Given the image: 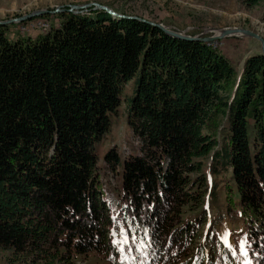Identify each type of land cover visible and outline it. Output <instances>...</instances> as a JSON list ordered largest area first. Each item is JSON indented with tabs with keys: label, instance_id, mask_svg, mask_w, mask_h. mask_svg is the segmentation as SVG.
Returning a JSON list of instances; mask_svg holds the SVG:
<instances>
[{
	"label": "trees",
	"instance_id": "obj_1",
	"mask_svg": "<svg viewBox=\"0 0 264 264\" xmlns=\"http://www.w3.org/2000/svg\"><path fill=\"white\" fill-rule=\"evenodd\" d=\"M60 17L35 39L11 41L0 25V249L33 264H75L91 252L119 264L95 145L135 78L127 109L139 153L104 157L121 177L118 219L196 264L191 249L208 217L183 215L204 204V177L190 175L213 153L210 171L230 172L228 206L238 204L253 261L264 264V56L248 58L236 79L203 42L99 10Z\"/></svg>",
	"mask_w": 264,
	"mask_h": 264
},
{
	"label": "rangeland",
	"instance_id": "obj_2",
	"mask_svg": "<svg viewBox=\"0 0 264 264\" xmlns=\"http://www.w3.org/2000/svg\"><path fill=\"white\" fill-rule=\"evenodd\" d=\"M248 2L249 0H0V22L26 17L41 10L54 11L69 5L97 3L122 16H135L160 23L168 29L189 36L205 38L223 29H238L248 30L264 40V0L254 6ZM61 21L60 13H55L15 22L7 25L6 37L11 41L20 38L35 39L53 28H58ZM210 45L234 67L236 79H239L243 72L247 59L261 54L260 42L246 36L226 37ZM134 86L135 78L123 86L121 104L117 112L110 117V129L95 145L98 158L97 174L105 200L110 206L111 216L117 218L112 230L118 253L117 260L119 264H185L186 260L181 258L183 253L177 250L178 246L174 245L173 250L170 247L169 250L162 251L150 242L147 229H139L137 226L134 228L131 220L124 222L118 219L123 206L120 200L121 177L119 172H115L114 168L105 163L104 157L111 149H115L122 160L139 153V142L128 124L127 101L134 94ZM222 124L223 128H228L226 120H223ZM223 130L219 132L218 137L220 147L227 136V131ZM212 155L213 153H210L202 159L199 172L190 175L191 179L204 177L202 190L208 192L200 209H186L183 215L184 219H193L194 215L204 209L208 217V223L199 230L200 239L193 243L195 245L191 249V258L199 264L204 252V258L208 257V261L203 259V264H255L253 258L259 256L247 237L245 219L238 204L231 208L226 200V196L227 199L231 196V190L227 191L228 184L233 188L230 172L224 170L214 177L210 171ZM213 191L214 195H210ZM235 199L237 202L238 199ZM207 234H210V238H206ZM241 241H244L243 248ZM249 250H252L251 253ZM115 260L113 255L109 258L93 252L74 258L75 264H117ZM0 264L33 263L14 257L10 251L0 249Z\"/></svg>",
	"mask_w": 264,
	"mask_h": 264
},
{
	"label": "water",
	"instance_id": "obj_3",
	"mask_svg": "<svg viewBox=\"0 0 264 264\" xmlns=\"http://www.w3.org/2000/svg\"><path fill=\"white\" fill-rule=\"evenodd\" d=\"M91 9L104 11V12L110 14L111 16H113L115 18L133 19V20H138V21L144 22V23H148L152 26L159 28L166 35L173 37V38H177V39H181V40H187V41H200V42H203V43L209 44V45L212 44V42L214 43V42L221 40L223 38H226V37L246 36L249 38H254L258 42H260L261 54L264 56V40L260 36H258L257 34H254L248 30L223 29V30L219 31L218 35L214 33L213 36H209V37H205V38L201 37V36H189V35H186L184 33H179V32L173 31L171 29H168L167 27H165L164 25H162L160 23L150 22V21H147V20L135 17V16H122L120 14L115 13L113 10H111L107 6L100 5L97 3H90V4H85V5H69L67 7H59L57 9H55L54 11L41 10V11L34 12V13H32L26 17H21L18 19H13V20L3 21V22L1 21L0 25L7 26V25L15 23V22H23L26 20L34 19V18L45 16L48 14H55V13L67 12V13H73V14H84V13H88Z\"/></svg>",
	"mask_w": 264,
	"mask_h": 264
},
{
	"label": "snow or ice",
	"instance_id": "obj_4",
	"mask_svg": "<svg viewBox=\"0 0 264 264\" xmlns=\"http://www.w3.org/2000/svg\"><path fill=\"white\" fill-rule=\"evenodd\" d=\"M125 242H126V238H125ZM225 242H227L226 238H225ZM243 245H244V241H241V248H243Z\"/></svg>",
	"mask_w": 264,
	"mask_h": 264
},
{
	"label": "bare ground",
	"instance_id": "obj_5",
	"mask_svg": "<svg viewBox=\"0 0 264 264\" xmlns=\"http://www.w3.org/2000/svg\"><path fill=\"white\" fill-rule=\"evenodd\" d=\"M216 34L218 35L219 34V32H216ZM240 36V35H239ZM241 37V36H240ZM230 38V37H229Z\"/></svg>",
	"mask_w": 264,
	"mask_h": 264
}]
</instances>
